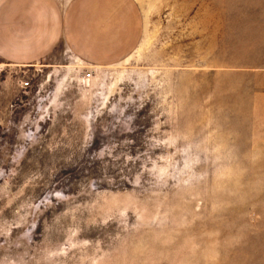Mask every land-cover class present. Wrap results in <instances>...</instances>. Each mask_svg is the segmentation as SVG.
I'll list each match as a JSON object with an SVG mask.
<instances>
[{
    "label": "rangeland",
    "instance_id": "374dc122",
    "mask_svg": "<svg viewBox=\"0 0 264 264\" xmlns=\"http://www.w3.org/2000/svg\"><path fill=\"white\" fill-rule=\"evenodd\" d=\"M138 1L117 63L0 59V264H264L241 0Z\"/></svg>",
    "mask_w": 264,
    "mask_h": 264
},
{
    "label": "crops",
    "instance_id": "0c3cea01",
    "mask_svg": "<svg viewBox=\"0 0 264 264\" xmlns=\"http://www.w3.org/2000/svg\"><path fill=\"white\" fill-rule=\"evenodd\" d=\"M146 30L138 0H0V59L12 64L59 47L91 67L114 64L147 43ZM243 127L254 154L246 166L264 167V0H241Z\"/></svg>",
    "mask_w": 264,
    "mask_h": 264
},
{
    "label": "built area",
    "instance_id": "2783aa9c",
    "mask_svg": "<svg viewBox=\"0 0 264 264\" xmlns=\"http://www.w3.org/2000/svg\"><path fill=\"white\" fill-rule=\"evenodd\" d=\"M90 75V72L89 71H86L85 73H84V76H89Z\"/></svg>",
    "mask_w": 264,
    "mask_h": 264
},
{
    "label": "bare ground",
    "instance_id": "6f19581e",
    "mask_svg": "<svg viewBox=\"0 0 264 264\" xmlns=\"http://www.w3.org/2000/svg\"><path fill=\"white\" fill-rule=\"evenodd\" d=\"M206 238V237H205ZM201 244V243H200ZM203 253V252H202ZM195 255V254H194ZM199 255V254H198ZM237 260V259H236Z\"/></svg>",
    "mask_w": 264,
    "mask_h": 264
}]
</instances>
